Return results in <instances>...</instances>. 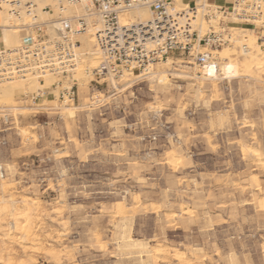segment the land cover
Here are the masks:
<instances>
[{
  "label": "rangeland",
  "instance_id": "rangeland-1",
  "mask_svg": "<svg viewBox=\"0 0 264 264\" xmlns=\"http://www.w3.org/2000/svg\"><path fill=\"white\" fill-rule=\"evenodd\" d=\"M46 26L33 34L50 38ZM231 26L264 36L261 24ZM230 44L219 48L239 59V44ZM172 66L151 69L170 78L164 89L137 71L101 81L91 69L23 83L0 100L11 116L1 132L4 198L19 208L26 196L39 203L29 204L37 239L0 237V264H264V72L201 81L198 67L176 64L191 75L182 78ZM5 213L0 235L12 220Z\"/></svg>",
  "mask_w": 264,
  "mask_h": 264
},
{
  "label": "built area",
  "instance_id": "built-area-1",
  "mask_svg": "<svg viewBox=\"0 0 264 264\" xmlns=\"http://www.w3.org/2000/svg\"><path fill=\"white\" fill-rule=\"evenodd\" d=\"M79 1L57 0L58 13L54 19L46 20L42 24L32 22L25 25L24 30L28 38L22 41L19 48L5 50L0 45V78L8 77L13 72L28 67L26 64L32 62L44 64L47 68L58 62L59 71L62 74H69L66 68L69 63L65 61L67 58L62 57L68 52L71 44L77 43L76 36L90 28L94 30L96 45L101 53L100 63L95 68V74L101 81L107 80L109 76L122 74L123 70L131 71V67H134L132 69H135L140 77H144L154 65L169 57H175V60H179L180 64L185 66H196L201 71L217 63L211 52L230 39L228 24L221 21L219 28L208 24L203 32L193 27V19L202 0H183L180 6L176 5L175 0H91L79 13H74L70 18L62 14L66 4ZM244 1L212 0V3L223 14H236L240 24L249 25L258 16L264 0H250L251 3L247 5H244ZM241 4L242 9L237 10ZM30 5L31 3L27 1V8H30ZM138 7L148 8L150 14L148 20L137 19L132 22L129 19L128 13ZM210 16L208 13L204 14L206 19ZM50 23L57 24V27L51 48L47 50L44 42L50 38L40 40V36L33 33L34 28H37L39 34L42 33L41 28ZM45 29L47 31V28ZM32 37H35L40 45L43 44L38 46L40 50L34 49L35 42L29 40ZM37 51L45 53L39 57ZM28 56L32 58L30 61ZM56 85L62 88V94L67 100L73 99L74 92L70 91L71 86L64 89L59 81ZM10 123L8 109L0 107V151L3 144L2 129ZM155 139L156 136H153L152 140ZM6 173L0 152V180L6 178Z\"/></svg>",
  "mask_w": 264,
  "mask_h": 264
},
{
  "label": "bare ground",
  "instance_id": "bare-ground-1",
  "mask_svg": "<svg viewBox=\"0 0 264 264\" xmlns=\"http://www.w3.org/2000/svg\"><path fill=\"white\" fill-rule=\"evenodd\" d=\"M27 1L31 3L30 8H27L26 6ZM90 1L91 0H80L77 3L66 4L64 6L65 8L64 11H62V14L66 15L67 18H70L74 14V12L79 13L82 10V7L85 4L90 3ZM49 3H51L50 5H52V7L54 8H46V6H48ZM175 3L177 6H180L183 3V0H175ZM248 3H251V1L250 0L244 1V5H247ZM75 5H78V6H75ZM242 6L243 4H241V6H238L237 10L242 9L241 8ZM72 8H75L76 11H71L70 9ZM10 10H13V11H10ZM57 13H58L57 0H0V45L5 50H9V49L12 50V49L19 48L20 46H22V41L28 38L27 37L28 35L24 30L25 25L29 23L31 24L32 22L36 24H42L46 20H42L41 16L45 17L48 15L49 19H54ZM205 13H208L211 15L209 19H206L204 17ZM128 17L129 19H131L132 22L137 19L148 20L150 18V14H149V10L147 7H138V8L133 9L130 13H128ZM220 21L221 23H226V24H228V21L229 22H233V21L240 22L239 17L236 14H233V13H229L227 15L223 14L220 10H218L214 6V4L212 3V0H202L201 4L198 6L197 14H196L195 19H193L192 24L194 28H198L201 32H203L206 29V27H208V24L213 26L215 22L220 23ZM252 22H254V24H261L262 26L264 25V1L262 2L261 10L258 13V16L255 17L254 20L251 21V23ZM56 27H57V24L55 23L47 24V26L45 27L47 28V31H46L47 34L48 33L50 34L49 36L50 39L44 42V45H46L45 49L47 50L51 48V43L53 42L52 40L54 36L56 35ZM229 29L231 31L230 39H229V42H231L230 45L233 46L235 45V43L239 44L237 47L240 48L239 50L240 58L238 59L237 57H233V55H236L237 53L232 48H227V47L215 48L211 53L215 58L217 55L219 59L221 60V62L219 63L218 61H216L217 63L211 64L210 66L201 70L200 71L201 75L199 76L201 77V81L202 79L213 81V79L218 78V75H221V78L230 80L231 78H236L240 76L241 72L247 73V74H253V73L258 74L259 72H262V71L264 72V51L261 50L257 44L259 39H261V42L264 43V36L257 37L255 36V34H252V32L247 34L248 31H253L252 29H249L247 27L231 26L229 27ZM89 31L91 33L87 34V32ZM29 40H31L32 42H35L34 49L40 50V47H38L40 44L38 43V40L35 37L29 38ZM76 41L78 43L71 44L69 46L68 52L65 55H63L62 58H67L65 59V61L69 63V65L66 66L68 73H71V74L73 73L74 76L79 75V77L85 78V75H89L91 69H95L98 67L100 60H101V53L97 48L96 39L94 36V30L92 28H90L88 31H86L83 34L77 35ZM42 45L43 44H41L40 46ZM93 46H95V50L91 51L92 50L91 48ZM43 53L45 52L37 51V54L39 57ZM86 57L89 58V62L84 63V61H82V58H86ZM28 59L30 61L32 58L28 56ZM164 64L174 65L172 66L173 71H174L173 74H175L177 77H182V78L191 77V75L190 74L188 75V72H186L185 70L181 68H176L175 66L176 64L180 66H184V67H189L188 65L185 66L183 64H180L179 60L167 59L164 61ZM57 65H58V62L57 63L55 62L52 67L47 68L46 66H44V64L42 65V64H36L35 62H32L31 64H26V66L28 67L21 69L18 72H13L8 77L0 78V100L1 101L10 100L13 93L22 88L23 83L28 85L34 81L39 80L40 83L44 84V82L52 81V78L62 74L57 68L58 67ZM132 68L134 67L130 68L131 71L130 70H124V71H126L127 75L131 77H137V75L134 74L136 70ZM124 76H126V74ZM146 76L150 77V79H154L156 83L158 84L159 88H163V89L164 87H166V85L170 81L169 80L170 78H168L167 74H165V71L148 70V72L145 73V77ZM193 76L196 77L197 75L194 74ZM58 81L62 83V81L59 79L57 81H54L53 84L54 83L56 84ZM201 81L199 83H201ZM125 82H128V80ZM111 83L115 86L114 80L111 79ZM211 85L213 86V89L217 91L216 84L212 82ZM202 87H203L202 83L198 85V88H196L195 90L197 94L198 93L200 94L202 92L201 90ZM39 93L40 92H38V94ZM248 150L249 152H252L258 155V153L256 152L257 151L256 149L249 147ZM179 153L174 150H171L169 152V156L172 157L173 155H175L176 159L177 158L179 159V157L181 156ZM3 180H0V181H3ZM8 194H9L8 188L4 186V184H2V186L0 187V213L4 214L5 212H9L8 215L11 216L12 220H11L9 228H6L4 234L0 235V237L5 236L2 239H6L8 235H11L14 231H16L21 234V237L23 239H27L29 237L32 240L37 239L35 236H33L32 231H31L32 220H31V213H30L31 207L29 206V204L31 206L37 207L39 205L38 201L31 199L32 203H28L27 200L25 199L27 197L26 196L24 199H22V201L24 202V205H23L24 207L19 208L14 205L13 199L8 198L7 200L6 198H4V196ZM120 205H123V204H120ZM5 214L4 216H6ZM0 217H3V216H0ZM171 217H172V214H171ZM0 219L2 222L3 219L2 218ZM20 219H23V221L20 222L19 221ZM2 225L3 224H1V226ZM32 240L29 239V242L33 244ZM130 247L136 248L139 251V253L141 252L146 253L147 258L151 256L153 257V253H150L151 251L148 250L146 244L142 242L141 240H138V239L130 240ZM35 248L37 247L35 246ZM6 260L8 261L7 263L9 264L12 263L10 257H7Z\"/></svg>",
  "mask_w": 264,
  "mask_h": 264
}]
</instances>
